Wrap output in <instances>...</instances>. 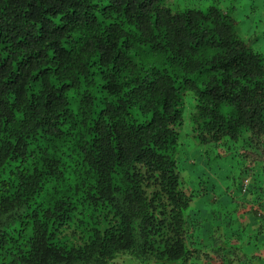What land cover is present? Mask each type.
Listing matches in <instances>:
<instances>
[{
    "label": "trees",
    "instance_id": "16d2710c",
    "mask_svg": "<svg viewBox=\"0 0 264 264\" xmlns=\"http://www.w3.org/2000/svg\"><path fill=\"white\" fill-rule=\"evenodd\" d=\"M163 1L0 0V264L253 252L184 215L177 145L189 95L194 140L245 161L230 223L263 217L264 56L217 6Z\"/></svg>",
    "mask_w": 264,
    "mask_h": 264
},
{
    "label": "rangeland",
    "instance_id": "374dc122",
    "mask_svg": "<svg viewBox=\"0 0 264 264\" xmlns=\"http://www.w3.org/2000/svg\"><path fill=\"white\" fill-rule=\"evenodd\" d=\"M210 4L228 12L235 20L234 27L238 35L264 56V0L163 1V5L170 7L172 10L177 6L205 8ZM74 105L75 103L72 102V108H75ZM193 105V100L191 101L189 95H187L183 110V124L179 128L180 136L177 145V159L178 166L181 169L182 185L184 189L193 191L192 200L189 207L184 210V215L189 214V217L195 218L203 217L206 214L220 213L221 220L216 218L209 221V226L214 227L215 236L225 237V243H234L233 246L238 247V249L243 245L242 240L245 239L248 240L245 247L247 246L249 250L252 251L255 247L264 249L263 239L258 234L249 232L248 227L250 224L245 225V219L240 220L237 224H235L234 218L232 223L228 219L234 213V204H240L249 199L250 194H252V190H250L251 192L243 194L239 200L233 198V196H238L237 189L239 188L238 184L241 180L245 161L235 153V148L225 147L224 145L216 146L211 143L199 144L194 140L188 125V116L193 109ZM210 204H220L222 209L215 206L218 212L211 211ZM204 219L207 221V216ZM215 226H220V230L215 229ZM122 254L130 256L133 260L142 264V261L135 259L128 252L121 253L118 256ZM176 264H180V262H176Z\"/></svg>",
    "mask_w": 264,
    "mask_h": 264
},
{
    "label": "crops",
    "instance_id": "0c3cea01",
    "mask_svg": "<svg viewBox=\"0 0 264 264\" xmlns=\"http://www.w3.org/2000/svg\"><path fill=\"white\" fill-rule=\"evenodd\" d=\"M253 213L254 210L252 209L250 210V213L247 214V218L244 216H241V218L245 219V225H247L248 223L250 224L248 227L249 232H251L252 234H258V236L261 237V239H263L264 241V211L263 217L257 219L253 217L255 216ZM194 234L197 235V238L199 237V239L195 240V242L200 244V240H202L203 244H209L208 237L205 236V233H203L202 231H196ZM194 247L198 248L199 245H195ZM252 251L253 252L251 254H246L247 259L238 262L235 260L236 257L234 256V254H224V257H219L215 254L204 255L193 253L190 254V258L187 262L175 260L171 262H162L157 264H176V262H180V264H264V249H257V247H255ZM133 262H135L136 264H140L138 261L133 260L132 257L126 256V254H122L121 256H117L115 259H113L111 261V264H134Z\"/></svg>",
    "mask_w": 264,
    "mask_h": 264
}]
</instances>
